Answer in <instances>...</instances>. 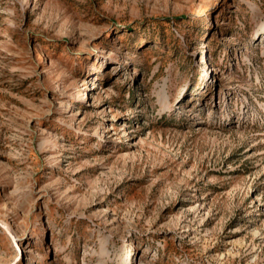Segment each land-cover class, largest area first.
I'll use <instances>...</instances> for the list:
<instances>
[{"label":"rangeland","instance_id":"374dc122","mask_svg":"<svg viewBox=\"0 0 264 264\" xmlns=\"http://www.w3.org/2000/svg\"><path fill=\"white\" fill-rule=\"evenodd\" d=\"M0 264H264V0H0Z\"/></svg>","mask_w":264,"mask_h":264},{"label":"bare ground","instance_id":"6f19581e","mask_svg":"<svg viewBox=\"0 0 264 264\" xmlns=\"http://www.w3.org/2000/svg\"><path fill=\"white\" fill-rule=\"evenodd\" d=\"M91 89H92V88H91ZM93 89H94V88H93ZM79 97H80V96H76V97H75V101H81L82 98H79ZM67 108H68V106H67ZM70 109H71V108H70ZM22 251L24 252V254H26V253L30 252L31 250L25 246V247L22 248ZM25 258H26V256H25ZM27 259H28V258H27ZM29 260H31V259H29Z\"/></svg>","mask_w":264,"mask_h":264},{"label":"water","instance_id":"95a60500","mask_svg":"<svg viewBox=\"0 0 264 264\" xmlns=\"http://www.w3.org/2000/svg\"><path fill=\"white\" fill-rule=\"evenodd\" d=\"M11 237V236H10ZM12 241L15 243L14 239L11 237Z\"/></svg>","mask_w":264,"mask_h":264}]
</instances>
